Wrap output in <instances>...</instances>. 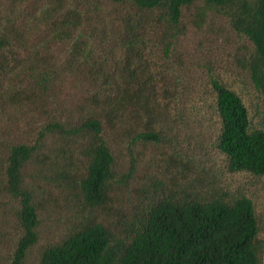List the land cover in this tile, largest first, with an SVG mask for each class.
Listing matches in <instances>:
<instances>
[{
  "label": "rangeland",
  "instance_id": "rangeland-1",
  "mask_svg": "<svg viewBox=\"0 0 264 264\" xmlns=\"http://www.w3.org/2000/svg\"><path fill=\"white\" fill-rule=\"evenodd\" d=\"M201 6L184 8L182 24L186 30L170 57L153 36L143 60L133 61L136 76L127 73L124 66L127 52L121 47L123 34L114 31L108 40L96 38L95 57L100 62L91 67L73 55L71 42L54 41L44 26L34 22L36 4L22 5L18 16L12 13L11 5L0 7L4 16L0 28L16 40L0 57V264H12L21 236L19 200L9 194L3 178L9 150L18 143L37 145L24 176L26 183L36 188L41 218L40 239L24 264H39L45 248L60 243L89 221L105 222L125 235L131 230L129 217L165 195L208 199L247 193L255 200L264 238V177L229 172L226 156L216 146L220 122L211 75L243 96L254 128H264V96L242 66L247 38L234 31L229 19L219 13L209 12L201 20ZM102 7L106 24L113 30L110 20L124 6L104 1ZM109 52L110 61L102 64L104 53ZM101 65L116 71L122 81H153L156 101L167 108V121L163 123L165 140L159 143L141 141L131 146L124 128L106 131L118 177L130 171L133 157L135 172L127 184L113 183L107 203L91 208L80 200L74 184L62 176L63 172L83 174L86 158L72 142L46 127L59 119L88 114L90 95L100 83L95 71L102 69ZM130 125L131 131L150 129L144 122Z\"/></svg>",
  "mask_w": 264,
  "mask_h": 264
},
{
  "label": "trees",
  "instance_id": "trees-1",
  "mask_svg": "<svg viewBox=\"0 0 264 264\" xmlns=\"http://www.w3.org/2000/svg\"><path fill=\"white\" fill-rule=\"evenodd\" d=\"M104 1L124 6L110 20L113 30L106 24ZM31 3L36 4L34 22L44 26L54 41L71 42L73 55L91 67L100 62L95 57L96 38L108 40L114 31L123 34L121 47L127 52L124 66L134 76L133 61L143 60L153 36L170 57L186 30L182 24L184 8L202 3L198 12L201 20L209 12L219 13L229 19L234 31L247 38L242 66L264 96V0H0V7L11 5L12 13L18 16L20 7ZM3 18L0 14V22ZM15 43L0 28V57ZM109 55L104 53L102 64L110 61ZM101 68L95 71L100 83L90 95L88 114L59 119L46 127L48 132L59 133L72 142L86 158L83 174L63 172L62 176L74 184L80 200L91 208L107 203L113 183L127 184L135 172L133 157L130 171L118 177L116 156L106 131L124 128L131 146L141 141L159 143L165 140L163 123L167 121V108L156 101L153 81H122L116 71ZM211 84L220 122L216 146L226 156L229 172L264 177V128L252 126L249 106L237 90L213 75ZM133 122H144L150 129L131 131ZM36 149L37 145L26 143L12 145L4 166L6 189L19 200L21 236L12 264H24L40 239L36 188L27 184L24 176ZM129 219L131 230L125 235L105 222H87L60 243L45 248L39 264H262L261 222L255 200L247 193L208 199L165 195Z\"/></svg>",
  "mask_w": 264,
  "mask_h": 264
}]
</instances>
